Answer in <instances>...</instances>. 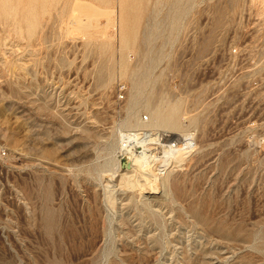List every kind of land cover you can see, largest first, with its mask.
I'll return each instance as SVG.
<instances>
[{"label": "rangeland", "instance_id": "374dc122", "mask_svg": "<svg viewBox=\"0 0 264 264\" xmlns=\"http://www.w3.org/2000/svg\"><path fill=\"white\" fill-rule=\"evenodd\" d=\"M90 4L112 12L78 27ZM244 12V0H0V264H264V70L230 53L250 42ZM178 102L183 131L156 129L193 128L198 147L167 189L106 187L123 132Z\"/></svg>", "mask_w": 264, "mask_h": 264}, {"label": "built area", "instance_id": "2783aa9c", "mask_svg": "<svg viewBox=\"0 0 264 264\" xmlns=\"http://www.w3.org/2000/svg\"><path fill=\"white\" fill-rule=\"evenodd\" d=\"M244 10L241 38L249 39L250 42L246 43L239 52L237 48L230 49V53L239 55L240 66L244 72H257L264 70V17H261L264 13V0H244ZM124 91L125 86L119 85L120 99H123ZM142 120L144 123L148 122V116L144 115ZM139 131H124L120 140V148L137 150L138 153L143 152L150 166L159 175L167 174L172 170L171 167L177 165L175 162L177 156L191 155L198 147L197 132L193 128L187 129L173 139H170L171 134L165 131H148V134H154L153 139H147V133ZM3 153L4 151L1 152L2 155Z\"/></svg>", "mask_w": 264, "mask_h": 264}, {"label": "bare ground", "instance_id": "6f19581e", "mask_svg": "<svg viewBox=\"0 0 264 264\" xmlns=\"http://www.w3.org/2000/svg\"><path fill=\"white\" fill-rule=\"evenodd\" d=\"M80 10H81V8H80ZM80 10H79V14L76 12L77 13V14H75L76 19L74 21V24H76L78 27L92 26V24H91L92 19L97 17L99 14L104 13V14H107L109 17V14L112 12V11L109 12L107 10L101 9L99 7H96V5L94 6L91 4L88 5L85 9H83L81 11ZM80 14H84L86 16V18L88 19V22H83L82 17H81L83 15L80 16ZM101 49L103 50V52H108L107 51L108 50L107 44L102 43ZM108 61H109V59L107 58L106 60H104L102 62V64L100 63L101 66H100V69L98 70L99 73L105 72L106 70H108V71L110 70ZM110 75L111 74L109 73L106 81L108 79H110V77H111ZM100 78H101V75H100ZM179 102H178V105L177 104L176 105H169V103H170L169 102L168 104L163 105L161 108H157L152 113L153 121H152V124L150 125L151 127L146 126L144 128L141 127V128L135 129V130H140V131L144 132V134L147 133V136H146V137H148L147 139H153L152 135H154L153 133L148 134V131L152 130L153 132L154 131L157 132L156 128H160V127L165 128L166 130H170L171 134H177V132H182L183 126L181 125V123L176 118V113L178 112V108H179ZM186 116H188V115H186ZM135 133L137 134V132H135ZM136 134H134V135H136ZM170 139H172V138L170 137ZM119 150L121 152L120 157L121 156L122 157L116 161L115 173L112 174V180H110V182L105 185L106 187H113L114 190H123V191L140 190L141 193H145L147 191L146 193H148V194H152V193L156 194L157 192H155V191L156 190L159 191V189L165 190V188L167 186V178H166L167 174L159 175L158 173H156L154 168L150 166L149 162L147 161L145 156L142 154L143 152L138 153L137 150H131V149L130 150H123L121 148ZM188 156L189 155H186V154H181V155L177 156V158H175V162H177V165H174L171 168L173 169L176 166L181 165L183 163V161L186 159V157H188ZM121 159H125L130 164V167L129 168H122L121 167ZM145 187L148 188L149 190H146V189L142 190Z\"/></svg>", "mask_w": 264, "mask_h": 264}, {"label": "water", "instance_id": "95a60500", "mask_svg": "<svg viewBox=\"0 0 264 264\" xmlns=\"http://www.w3.org/2000/svg\"><path fill=\"white\" fill-rule=\"evenodd\" d=\"M121 167L122 168H129L130 164L125 159H121Z\"/></svg>", "mask_w": 264, "mask_h": 264}]
</instances>
